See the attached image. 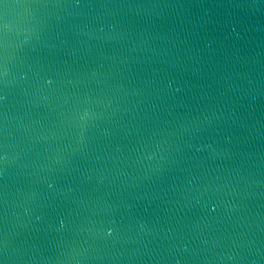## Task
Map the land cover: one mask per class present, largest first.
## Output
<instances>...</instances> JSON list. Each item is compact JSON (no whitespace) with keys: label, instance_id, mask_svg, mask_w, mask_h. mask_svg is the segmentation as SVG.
Listing matches in <instances>:
<instances>
[{"label":"water","instance_id":"obj_1","mask_svg":"<svg viewBox=\"0 0 264 264\" xmlns=\"http://www.w3.org/2000/svg\"><path fill=\"white\" fill-rule=\"evenodd\" d=\"M0 264H264V0H0Z\"/></svg>","mask_w":264,"mask_h":264}]
</instances>
